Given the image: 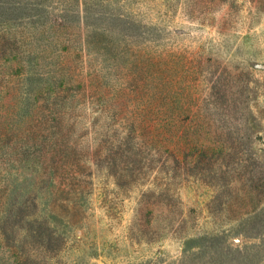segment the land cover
<instances>
[{"label": "rangeland", "instance_id": "1", "mask_svg": "<svg viewBox=\"0 0 264 264\" xmlns=\"http://www.w3.org/2000/svg\"><path fill=\"white\" fill-rule=\"evenodd\" d=\"M186 1L0 0V264H264V10Z\"/></svg>", "mask_w": 264, "mask_h": 264}, {"label": "trees", "instance_id": "2", "mask_svg": "<svg viewBox=\"0 0 264 264\" xmlns=\"http://www.w3.org/2000/svg\"><path fill=\"white\" fill-rule=\"evenodd\" d=\"M228 0H187V4L185 7V12L187 14L194 13L195 11L199 10L201 15H206L208 12H211L213 9V5H221V4H226ZM251 3H255L257 6V9L260 11L264 10V0H250ZM205 23V22H204ZM202 23V24H204ZM4 43L3 39L0 40V59H3V49L4 46L2 45ZM15 44L18 45V41H14ZM19 48H15V51H17ZM5 77H3L4 79ZM93 93H96L93 88L87 86L86 84L82 85L79 83V86L77 87H69V86H62L61 84L58 85L55 88V95H59L58 101H54L49 103L47 100H43L42 105L38 104L35 106L33 109L34 114L36 116L39 115V113H42V116H46L48 113H50V116H57L60 119H62V116L68 115L70 113H74L76 108L75 107H68L67 102H70L71 105L74 104V101L77 97V94H82L83 97L86 96H93ZM77 101V100H76ZM81 100H78V103ZM97 103V102H96ZM13 106H16V102ZM2 117L4 118V115H0V124H2ZM129 125L132 126V131H136L138 129H142L143 126H137L133 120L129 119L127 120ZM58 129L57 137H56V147L51 149L52 156L55 157H62V158H67L70 157V155L76 153V148L70 147L69 142H68V133H65V129L63 127L62 122L58 123V126L56 127ZM209 148H205L202 150L203 154H207ZM81 164H77L79 167ZM40 186V183L35 184V188L38 189ZM73 195L71 192H65L63 190H58L56 192V198L54 202L51 204L52 208L51 211L53 213L57 214L59 217H63V214L70 208V204L72 202L73 198L71 197ZM32 197V195H31ZM37 199L34 198L31 202L32 207L38 209L37 206ZM76 203V202H75ZM29 219H35L37 217V211L35 212L34 210L29 212L28 216ZM66 218H68L66 216ZM47 224V222H45Z\"/></svg>", "mask_w": 264, "mask_h": 264}]
</instances>
